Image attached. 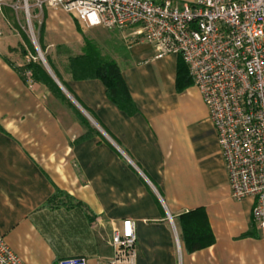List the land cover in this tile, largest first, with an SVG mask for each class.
Here are the masks:
<instances>
[{"label":"crops","instance_id":"crops-1","mask_svg":"<svg viewBox=\"0 0 264 264\" xmlns=\"http://www.w3.org/2000/svg\"><path fill=\"white\" fill-rule=\"evenodd\" d=\"M4 1L0 234L23 263L84 257L103 264L113 255L114 230L132 219L137 264H264V236L251 219L253 200L231 195L202 95L193 83L177 89L180 56L156 58L153 46L130 45L127 33L120 50L106 52L101 27L86 28L63 9H39L33 0L44 25L38 43L66 87L47 60L46 68L74 110L43 84L34 81L30 88L13 67L34 56L12 10L19 0ZM87 41L119 65L135 110L109 99L102 80L73 79L69 59L84 55ZM198 208L205 210L216 241L190 253L177 218Z\"/></svg>","mask_w":264,"mask_h":264},{"label":"built area","instance_id":"built-area-1","mask_svg":"<svg viewBox=\"0 0 264 264\" xmlns=\"http://www.w3.org/2000/svg\"><path fill=\"white\" fill-rule=\"evenodd\" d=\"M34 1L39 9H63L86 28L126 30L130 45L148 43L156 58L182 57L216 129L231 195L253 200L252 223L264 236V0ZM5 6L0 0V13ZM11 6L19 9L18 3ZM25 12L29 17L27 0ZM31 34L36 44L32 29ZM23 76L33 88L31 71ZM112 246L113 255L103 264H137L134 220L125 219L114 230ZM0 264H24L1 234ZM58 264L89 261L70 257Z\"/></svg>","mask_w":264,"mask_h":264},{"label":"trees","instance_id":"trees-1","mask_svg":"<svg viewBox=\"0 0 264 264\" xmlns=\"http://www.w3.org/2000/svg\"><path fill=\"white\" fill-rule=\"evenodd\" d=\"M43 34L44 25L41 23L38 41L42 38ZM23 36L28 42L25 33ZM40 47L44 52V48L41 44ZM86 49L87 52L84 55L71 57L69 59L68 70L73 79H100L105 84L106 94L109 99H111L125 111L131 112L135 110L131 93L127 83L123 78L119 65L115 61L104 59L95 49V47H93V45L88 41ZM45 58L50 67L53 69L57 78L65 86L62 79L58 76L57 72L48 61L47 56H45ZM180 58L181 61L178 65L177 89L179 91H183L187 86L192 84V79L189 75L187 65L181 56ZM13 67L21 74H23L25 71H31L33 80L36 83L45 85L55 97L67 102L72 109H76L63 93L62 89L54 80L52 75L49 73L46 66L40 60L30 61L22 68L16 67L14 65ZM57 195H60V193L55 194V196ZM177 219L181 228V240L188 252L193 253L210 247L215 243L216 239L204 209L198 208L188 213H184Z\"/></svg>","mask_w":264,"mask_h":264},{"label":"rangeland","instance_id":"rangeland-1","mask_svg":"<svg viewBox=\"0 0 264 264\" xmlns=\"http://www.w3.org/2000/svg\"><path fill=\"white\" fill-rule=\"evenodd\" d=\"M178 1H182V2H188V3H193L196 0H178ZM32 1L31 0H27V4H28V10H29V17L27 16L26 12H25V0H19L18 1V5H19V9L16 11L17 12V19H18V24H19V29L21 31V23L24 27V31H25V36L28 40V45L27 48L30 52V54H32L36 60H40L43 64V60L40 57V54H43L44 59H45V55L44 52L40 49L39 43H38V34H39V28H40V17H36L35 16V12H34V8L32 7ZM4 10V8H3ZM0 19H3V15L2 13H0ZM31 29L34 32V35L36 37V44H34V40H33V36L31 34ZM99 36L103 37L102 39H104L105 41V46L103 47V50H120L122 48V46L124 45V43H126V40L123 39V35L126 34L128 31L126 30H120L118 28H112V29H108V28H104L101 27L99 28ZM107 52V51H106ZM63 54H69L70 56L73 54L71 51H63ZM36 60H31V61H36ZM45 63H46V59H45ZM48 66V65H47Z\"/></svg>","mask_w":264,"mask_h":264},{"label":"water","instance_id":"water-1","mask_svg":"<svg viewBox=\"0 0 264 264\" xmlns=\"http://www.w3.org/2000/svg\"><path fill=\"white\" fill-rule=\"evenodd\" d=\"M40 57H41V59L43 60V62H44V65L48 68V66H47V64L45 63V59H44V56H43V54H40Z\"/></svg>","mask_w":264,"mask_h":264}]
</instances>
